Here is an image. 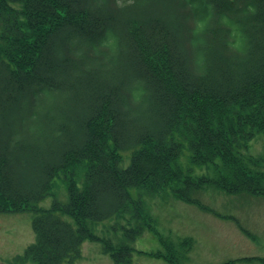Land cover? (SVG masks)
I'll return each mask as SVG.
<instances>
[{"label":"trees","instance_id":"obj_1","mask_svg":"<svg viewBox=\"0 0 264 264\" xmlns=\"http://www.w3.org/2000/svg\"><path fill=\"white\" fill-rule=\"evenodd\" d=\"M260 134L264 0H0V212L33 213L36 236L7 264L73 263L86 240L135 264L145 194H264ZM60 174L68 201L41 208ZM161 241L175 264L195 245Z\"/></svg>","mask_w":264,"mask_h":264},{"label":"rangeland","instance_id":"obj_2","mask_svg":"<svg viewBox=\"0 0 264 264\" xmlns=\"http://www.w3.org/2000/svg\"><path fill=\"white\" fill-rule=\"evenodd\" d=\"M250 153L264 157V134L251 142ZM183 164L188 165L187 161ZM78 180L81 186V179ZM55 196L63 203L68 201L67 183L62 174L55 179L52 196L44 199L40 207L50 208ZM143 200L154 219L155 229L146 230L133 242L137 250L135 264H172L150 255L166 250L167 244H163L161 238L168 240L177 251L181 249L182 240L194 239L195 245L178 264H223L232 260H238L237 264H264V194H228L209 189L201 195L202 203L209 210L179 200L170 189L154 196L145 194ZM33 217L28 211L0 212V264H7L23 254L36 240ZM64 220L74 224L68 216H64ZM113 226V220H107L95 225L94 230L100 237L114 239ZM81 250V258L72 264H114L99 241L86 240Z\"/></svg>","mask_w":264,"mask_h":264},{"label":"clouds","instance_id":"obj_3","mask_svg":"<svg viewBox=\"0 0 264 264\" xmlns=\"http://www.w3.org/2000/svg\"><path fill=\"white\" fill-rule=\"evenodd\" d=\"M224 22L229 23L227 17L224 18ZM232 27H233L234 34L238 33V26L232 25ZM242 43H243L242 40L238 38L235 43L231 44V46L239 50L242 47Z\"/></svg>","mask_w":264,"mask_h":264}]
</instances>
